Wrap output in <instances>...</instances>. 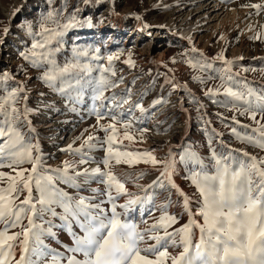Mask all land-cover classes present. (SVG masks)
<instances>
[{
    "label": "rangeland",
    "instance_id": "obj_1",
    "mask_svg": "<svg viewBox=\"0 0 264 264\" xmlns=\"http://www.w3.org/2000/svg\"><path fill=\"white\" fill-rule=\"evenodd\" d=\"M140 18L144 20L142 29ZM121 21L125 32L107 41V29ZM170 21H174L175 30L167 28ZM26 25L31 26V32ZM44 28L50 31L44 32ZM100 30H107L102 32L104 37L90 38V31ZM151 31L153 35L146 36ZM184 31L191 32L189 40L176 36ZM37 43L44 46L33 48ZM68 64L76 67L54 81L44 78L46 72L59 73ZM3 73L9 76L0 78V103L8 101L5 106L9 111L19 109L21 115L14 123L23 136L21 150L31 146L32 155L40 157L43 167L38 171L84 159L86 163L78 164L80 170L110 167L129 192L140 197L153 181L163 180V187L148 189L150 200L134 205L127 215L140 230L150 229L165 212L177 218L168 231L190 218L202 223L201 195L195 192L192 173L214 174L220 158L231 168L250 165V156L264 159V148L248 139L260 141L257 129L264 124V0H0V77ZM102 85H106L103 98L96 99ZM228 87L244 99L226 94ZM209 89L213 90L210 94ZM253 112L256 120L251 118ZM5 119L8 117L0 113V127L5 126ZM109 124L116 126L110 166L102 161L108 156L107 137L113 133L101 127ZM125 131L131 140L124 137ZM180 132L183 135L178 139ZM89 135L94 137L90 143L95 147L86 146L81 153L67 150L69 145L79 148ZM146 150L159 161H173L171 179L177 188L160 177L163 165L143 163ZM117 152L133 153L141 162L117 164ZM0 163L4 165L0 172L15 175L7 167L10 159ZM31 167V163L19 166ZM251 178L258 180L255 175ZM8 182L0 177V188ZM57 183L65 191H76L62 181ZM106 187L97 177L82 183L79 194L94 196L93 203L103 201L101 207L110 209L111 203L103 195ZM181 192L189 199L191 217ZM37 195L33 188V196ZM26 196V191L21 193L16 203ZM127 199L121 195L115 203L119 206ZM54 207L62 213V208ZM117 211L123 210L118 207ZM33 220L37 226L33 232L42 233L44 243L51 241L43 243L45 255L39 258L40 264H63L75 246L72 233L83 235V230L75 223L69 227L47 212ZM27 224V218H22L7 231L21 232ZM4 229L5 224L0 223V230ZM192 231L195 243L199 229L193 227ZM162 234L163 229L151 233ZM22 239L10 242L15 245L11 264L20 257ZM176 239L179 242L178 236ZM154 243L146 236L140 246ZM32 247L30 238L29 249ZM58 251L64 254L60 256ZM168 251L176 255L182 248L169 246ZM75 255L83 259L81 253ZM32 259L38 258L32 255Z\"/></svg>",
    "mask_w": 264,
    "mask_h": 264
},
{
    "label": "snow or ice",
    "instance_id": "obj_2",
    "mask_svg": "<svg viewBox=\"0 0 264 264\" xmlns=\"http://www.w3.org/2000/svg\"><path fill=\"white\" fill-rule=\"evenodd\" d=\"M253 7L259 8L260 5H253ZM25 27L31 32L30 25ZM7 31L8 29H4L5 33ZM43 31L50 30L44 28ZM48 39H51V35ZM43 46L37 43L33 45V48ZM35 55L34 52L33 56ZM108 59L111 60L112 57ZM33 63L36 61L33 60ZM226 63L231 64V61ZM74 67L76 65H65L59 69V73L46 72L44 78L50 82L54 81L57 75L62 76ZM8 76V73H3L0 78H8ZM104 87L106 85L100 87L96 99L103 98ZM212 91L209 89V94ZM224 91L236 99H244L231 87L225 88ZM12 95L15 96L16 93ZM7 103L8 101L0 103V113L8 117L4 121L5 126L0 127V160L10 159L11 163L7 167L11 168L15 175L0 172V177H6L9 181L7 187L0 188V223L5 224V229L0 230V264H11L15 245L10 242L17 241L21 236L23 237L20 240L21 254L15 264H40L39 258H42L45 253L43 241L40 239L42 233L33 232V228L37 227L33 217L45 212L52 216H59L69 227L71 223H75L83 230V235L72 233L75 246L70 249L72 255L64 259L63 264H166L168 260L171 264H264V159L250 156L249 159L252 161L250 165L231 168L226 159L220 158L216 160L214 174L192 173L191 181L201 194L199 215L203 218L202 223L190 218L179 228L168 231L177 222V218L165 212L150 229L140 230L135 223L127 219V215L133 210L134 205L150 200L148 189L155 186L163 187V180L158 178L153 181L151 185L144 188L145 196L140 197L129 192L125 183L121 182L110 167L109 170H102L100 167L80 170L78 164L86 163L84 159L76 163L65 161L62 168L45 169L44 173H41L38 169L43 165L39 156L32 155L31 146L21 150L23 136L14 123L21 115L19 109L12 107L9 111L5 106ZM27 112L28 109H25L24 114L26 115ZM251 118L256 120L255 112L251 113ZM232 119L235 120V117ZM236 122L239 123V121ZM101 127L104 131L111 130L113 133L107 137L108 156L102 161L110 166L116 126L109 124L101 125ZM232 131L235 133L236 130L233 128ZM257 131L261 133L262 139L257 142L248 138L249 142L259 143V146L264 148V124ZM124 137L132 139L127 131L124 132ZM93 139L94 137L89 135L79 148L73 149L72 145H69L67 150L81 153L86 146L91 149L96 146L90 143ZM115 155L117 164L141 162L130 152H117ZM244 155L249 156L248 153ZM121 156L128 159L122 161ZM144 157L143 163H151L153 166L163 165L160 177L167 180L173 188L178 187L171 179L173 161H159L151 151L147 150ZM24 163H31V169L19 168ZM3 166L0 163V167ZM53 172L57 175H53ZM253 175L258 177L256 182L251 178ZM97 177L101 183L107 185L103 195L111 203L110 209L101 207L103 201L93 203L92 201L96 199L94 196L79 194L82 183L87 184L89 180ZM57 181H62L76 191L74 193L65 191L59 187ZM33 188L38 193L35 197ZM25 191L27 192L25 199L16 203L19 195ZM92 191L99 192L98 189H92ZM180 194L184 198L185 211L191 217L192 212L188 207L189 199L183 192ZM121 195L127 196L128 199L118 206L115 201ZM37 205L40 207L37 208ZM54 206L62 208V213L56 212ZM118 207L123 211H117ZM122 216L125 218L122 219ZM22 218H27V226H22L21 232L9 234L7 228L17 226ZM193 227L199 229V238L195 243L192 240ZM158 229H163L162 235H151ZM146 236L155 243L142 248L140 245L145 241ZM177 236L179 242L176 239ZM30 238L33 243L31 250L29 249ZM169 246L180 247L182 251L172 255L168 251ZM75 253H81L83 259H78ZM32 255L38 259L33 260ZM53 264L56 262L54 261Z\"/></svg>",
    "mask_w": 264,
    "mask_h": 264
},
{
    "label": "bare ground",
    "instance_id": "obj_3",
    "mask_svg": "<svg viewBox=\"0 0 264 264\" xmlns=\"http://www.w3.org/2000/svg\"><path fill=\"white\" fill-rule=\"evenodd\" d=\"M141 17V16H140ZM139 21H140V27H141V29H142V27H144V20L142 19V18H140L139 19ZM176 25H175V23H174V21H170L169 22V24L167 25V28L168 29H176V27H175ZM108 31H110L109 32V34L106 36L107 37V41H111V40H113V37H114V35L115 34H121V33H124L125 32V30H126V27H125V24H124V22H122L121 21V23L120 24H118V25H116V24H114V25H111V27L109 28V29H107ZM107 30H100V31H90L89 32V34H90V38L91 39H94V38H101V37H104L105 36V34H102V32H105V31H107ZM191 30V29H190ZM130 32H132V34H135V31L134 30H129ZM113 32V34H111ZM107 33V32H106ZM190 34H191V32L190 31H184V32H178V34H176V36H178V37H182V38H188V40H189V37H190ZM153 35V33H152V31L151 32H149V33H146V36H148V37H150V36H152ZM89 37V36H88ZM143 37V36H142ZM142 37H141V35L139 34V35H137V39H139V40H141L142 39ZM129 42L127 39L125 40V42ZM156 64H159V62L158 61H156ZM181 135H183V132H180V135H179V138L178 139H180L182 136ZM154 138H156V139H159V140H161V139H163L162 137H159V136H154ZM44 243V242H43ZM51 243V241H49V240H46L45 241V245H49ZM59 253V255L60 254H62L63 252H61V251H58L57 252V254ZM64 254V253H63ZM61 256V255H60Z\"/></svg>",
    "mask_w": 264,
    "mask_h": 264
},
{
    "label": "trees",
    "instance_id": "obj_4",
    "mask_svg": "<svg viewBox=\"0 0 264 264\" xmlns=\"http://www.w3.org/2000/svg\"><path fill=\"white\" fill-rule=\"evenodd\" d=\"M231 160H232V159H230L229 161H231ZM247 161H249V160H247ZM248 163H249V162H248ZM247 165H248V164H247ZM229 166H231V164H229ZM194 187H195V189H196V190H195V192H198V193H199V195H201V194H200V192L198 191V189H197L196 185H194Z\"/></svg>",
    "mask_w": 264,
    "mask_h": 264
}]
</instances>
